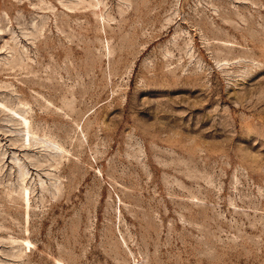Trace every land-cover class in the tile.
Instances as JSON below:
<instances>
[{"label":"rangeland","instance_id":"1","mask_svg":"<svg viewBox=\"0 0 264 264\" xmlns=\"http://www.w3.org/2000/svg\"><path fill=\"white\" fill-rule=\"evenodd\" d=\"M0 264H264V0H0Z\"/></svg>","mask_w":264,"mask_h":264},{"label":"bare ground","instance_id":"2","mask_svg":"<svg viewBox=\"0 0 264 264\" xmlns=\"http://www.w3.org/2000/svg\"><path fill=\"white\" fill-rule=\"evenodd\" d=\"M9 111H11V110H9ZM12 112V111H11ZM10 113V112H9ZM14 113V112H13ZM15 114V113H14ZM14 114H12V116L14 115ZM11 115V114H10ZM17 117V116H16ZM18 117H20V116H18ZM10 118H14V116L13 117H10ZM23 119V118H22ZM21 120V119H20ZM18 125H20V124H18ZM21 127V126H20ZM21 131H20V133H21V139H22V144H26V142L28 141V137H29V129L27 130V125L24 123V122H22V127H21V129H20ZM20 135V134H19ZM25 190V189H24ZM26 191V190H25ZM24 191V193H23V196H24V199H26V197H27V193Z\"/></svg>","mask_w":264,"mask_h":264}]
</instances>
